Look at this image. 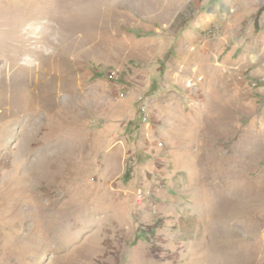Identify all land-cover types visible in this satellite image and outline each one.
Segmentation results:
<instances>
[{
  "label": "rangeland",
  "instance_id": "obj_1",
  "mask_svg": "<svg viewBox=\"0 0 264 264\" xmlns=\"http://www.w3.org/2000/svg\"><path fill=\"white\" fill-rule=\"evenodd\" d=\"M0 264H264V0H0Z\"/></svg>",
  "mask_w": 264,
  "mask_h": 264
},
{
  "label": "bare ground",
  "instance_id": "obj_2",
  "mask_svg": "<svg viewBox=\"0 0 264 264\" xmlns=\"http://www.w3.org/2000/svg\"><path fill=\"white\" fill-rule=\"evenodd\" d=\"M241 179H242V178H241ZM242 180H243V179H242ZM238 181H239V180H238ZM237 183H238V182H237ZM237 183H236V184H237ZM242 184H243V183H242ZM227 187H228V186H227ZM225 199H226V198H225ZM228 199H230V198H228ZM225 201H226V200H223V199H222V202H221V201H219V202H220V204H224ZM230 201H235V200H234V199H230ZM235 202H236V201H235ZM232 203H233V202H232ZM226 209H227V208H226ZM223 211H224V210H223ZM224 212H225L226 214H227V213H229V214L232 213V211H231V212H230V211H229V212L224 211Z\"/></svg>",
  "mask_w": 264,
  "mask_h": 264
},
{
  "label": "trees",
  "instance_id": "obj_3",
  "mask_svg": "<svg viewBox=\"0 0 264 264\" xmlns=\"http://www.w3.org/2000/svg\"><path fill=\"white\" fill-rule=\"evenodd\" d=\"M198 1H200V0H198Z\"/></svg>",
  "mask_w": 264,
  "mask_h": 264
}]
</instances>
